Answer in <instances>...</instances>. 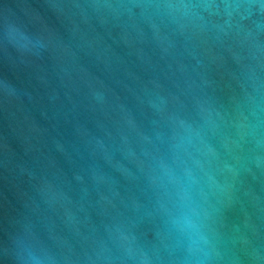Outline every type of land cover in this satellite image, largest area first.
<instances>
[{"label": "water", "instance_id": "water-1", "mask_svg": "<svg viewBox=\"0 0 264 264\" xmlns=\"http://www.w3.org/2000/svg\"><path fill=\"white\" fill-rule=\"evenodd\" d=\"M0 264H264V0H0Z\"/></svg>", "mask_w": 264, "mask_h": 264}]
</instances>
